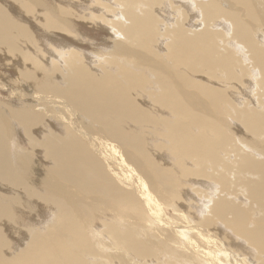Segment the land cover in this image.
I'll use <instances>...</instances> for the list:
<instances>
[{
  "label": "bare ground",
  "instance_id": "1",
  "mask_svg": "<svg viewBox=\"0 0 264 264\" xmlns=\"http://www.w3.org/2000/svg\"><path fill=\"white\" fill-rule=\"evenodd\" d=\"M0 264H264V0H0Z\"/></svg>",
  "mask_w": 264,
  "mask_h": 264
},
{
  "label": "rangeland",
  "instance_id": "2",
  "mask_svg": "<svg viewBox=\"0 0 264 264\" xmlns=\"http://www.w3.org/2000/svg\"><path fill=\"white\" fill-rule=\"evenodd\" d=\"M95 35V34H94Z\"/></svg>",
  "mask_w": 264,
  "mask_h": 264
}]
</instances>
